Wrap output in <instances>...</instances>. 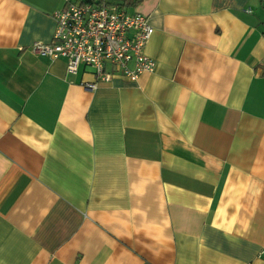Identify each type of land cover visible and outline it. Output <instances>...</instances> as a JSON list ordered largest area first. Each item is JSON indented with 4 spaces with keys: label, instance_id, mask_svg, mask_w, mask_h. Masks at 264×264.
Listing matches in <instances>:
<instances>
[{
    "label": "crops",
    "instance_id": "crops-1",
    "mask_svg": "<svg viewBox=\"0 0 264 264\" xmlns=\"http://www.w3.org/2000/svg\"><path fill=\"white\" fill-rule=\"evenodd\" d=\"M152 72L31 51L62 0H0V264H264V0H102Z\"/></svg>",
    "mask_w": 264,
    "mask_h": 264
},
{
    "label": "built area",
    "instance_id": "built-area-1",
    "mask_svg": "<svg viewBox=\"0 0 264 264\" xmlns=\"http://www.w3.org/2000/svg\"><path fill=\"white\" fill-rule=\"evenodd\" d=\"M53 16L51 40L34 41L30 49L63 58L68 72H76L81 64L90 66L94 78L82 83L86 90L109 81L114 72L135 79L155 69V61L144 52L153 27L143 14L127 13L102 0H62Z\"/></svg>",
    "mask_w": 264,
    "mask_h": 264
}]
</instances>
